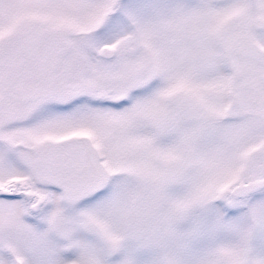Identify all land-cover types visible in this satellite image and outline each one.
<instances>
[{
    "label": "snow or ice",
    "instance_id": "snow-or-ice-1",
    "mask_svg": "<svg viewBox=\"0 0 264 264\" xmlns=\"http://www.w3.org/2000/svg\"><path fill=\"white\" fill-rule=\"evenodd\" d=\"M0 264H264V0H0Z\"/></svg>",
    "mask_w": 264,
    "mask_h": 264
}]
</instances>
